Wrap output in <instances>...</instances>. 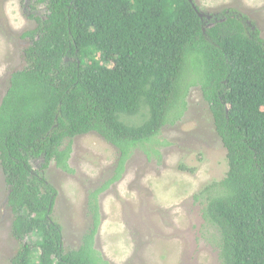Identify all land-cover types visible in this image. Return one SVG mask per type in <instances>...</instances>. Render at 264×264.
<instances>
[{"label":"trees","instance_id":"trees-1","mask_svg":"<svg viewBox=\"0 0 264 264\" xmlns=\"http://www.w3.org/2000/svg\"><path fill=\"white\" fill-rule=\"evenodd\" d=\"M32 2L25 67L0 106V164L20 245L11 264H109L94 247L97 199L119 176L90 195L93 229L67 252L45 173L52 162L70 172L73 139L96 133L119 151L122 174L137 148L181 119L193 87L228 162L225 178L194 200L216 232L221 264H264V39L248 17L202 18L189 0Z\"/></svg>","mask_w":264,"mask_h":264},{"label":"rangeland","instance_id":"rangeland-1","mask_svg":"<svg viewBox=\"0 0 264 264\" xmlns=\"http://www.w3.org/2000/svg\"><path fill=\"white\" fill-rule=\"evenodd\" d=\"M32 1L0 0V106L12 74L25 67L29 40L21 36L37 27L26 14ZM193 2L205 16L225 10L245 15L264 39V0ZM122 117L131 125L142 126L145 120ZM119 159L112 144L89 133L73 139L70 172L55 162L47 169L45 176L58 194L53 219L63 229L65 250H78L93 229L90 195L119 176L97 199L101 223L94 247L109 264H221L216 232L194 197L225 178L227 151L200 88L189 91L181 119L164 126L154 143L137 148L117 175ZM39 166L36 161L34 168ZM8 193L0 164V264H11L20 251L12 237Z\"/></svg>","mask_w":264,"mask_h":264},{"label":"clouds","instance_id":"clouds-1","mask_svg":"<svg viewBox=\"0 0 264 264\" xmlns=\"http://www.w3.org/2000/svg\"><path fill=\"white\" fill-rule=\"evenodd\" d=\"M40 6H41V9H44V10L46 9L43 5H40ZM201 14H202V13L200 12V15H201ZM203 15H204V14H203ZM205 17H207V18L210 17L209 19L212 18L211 16H205ZM23 35H24V34H23ZM23 35H22V36H23ZM22 36H21V37H22Z\"/></svg>","mask_w":264,"mask_h":264},{"label":"water","instance_id":"water-1","mask_svg":"<svg viewBox=\"0 0 264 264\" xmlns=\"http://www.w3.org/2000/svg\"><path fill=\"white\" fill-rule=\"evenodd\" d=\"M189 1H190V2H193V0H189ZM200 16H201L202 18L205 17V15H203V14H201ZM208 18H210V17H208Z\"/></svg>","mask_w":264,"mask_h":264}]
</instances>
